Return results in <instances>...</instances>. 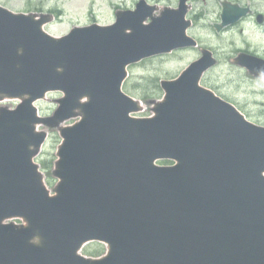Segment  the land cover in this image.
Returning <instances> with one entry per match:
<instances>
[{"label":"water","instance_id":"obj_1","mask_svg":"<svg viewBox=\"0 0 264 264\" xmlns=\"http://www.w3.org/2000/svg\"><path fill=\"white\" fill-rule=\"evenodd\" d=\"M187 1L157 15L140 0L63 37L45 31L52 15L0 5V101L22 100L0 108V264H264V126L201 85L212 53L161 81L151 117L122 89L130 65L197 45ZM248 11L224 2L217 30ZM236 63L264 79L263 60ZM51 92L64 96L41 117ZM38 125L63 139L55 195L34 162ZM89 242L107 253L82 255Z\"/></svg>","mask_w":264,"mask_h":264},{"label":"rangeland","instance_id":"obj_2","mask_svg":"<svg viewBox=\"0 0 264 264\" xmlns=\"http://www.w3.org/2000/svg\"><path fill=\"white\" fill-rule=\"evenodd\" d=\"M138 1L0 0V5L15 13L55 15V20L46 25L45 29L55 37H62L74 27H85L94 23L110 25L115 22L117 11L132 10ZM146 1L158 7L157 15L167 7L176 8L179 2V0ZM222 1L189 0L188 2L190 6L189 19L194 20L195 17H198L197 24L189 31V34L198 38L202 45L213 46L221 55V62L205 74L202 85L236 105L251 122L264 126V81L255 78L249 71L233 63L237 56L236 51L242 48H229L233 42L238 45L243 44L241 47H246L245 41L247 40L255 47L259 44L258 29L248 27L244 36L239 33L236 35H217L214 25L220 21ZM249 1H253V5L256 7L258 6L257 3H261L264 11V1L244 0L245 3ZM56 13L61 15L58 16ZM261 40H264V35ZM198 55L199 49H196L190 52L153 57L130 66L128 69L129 77L124 90L134 99L140 101L143 107V111L134 116L140 118L152 116L154 104L161 100L164 95V91L160 87L161 80L177 77ZM157 85L160 87L159 91H157ZM62 96V93L53 92L48 94L45 100L36 103L39 114L42 117L52 116L58 107L57 102ZM18 103L16 100H5L0 103V108H15ZM76 121V119L69 120L63 126L72 125ZM39 130L48 133V140L35 161L40 166L47 188L54 195L58 180L53 175V169L62 139L57 129L40 126ZM16 223L20 224L21 222L16 221ZM106 251L107 247L104 244L91 242L84 246L81 254L91 258H99L105 255Z\"/></svg>","mask_w":264,"mask_h":264},{"label":"flooded vegetation","instance_id":"obj_3","mask_svg":"<svg viewBox=\"0 0 264 264\" xmlns=\"http://www.w3.org/2000/svg\"><path fill=\"white\" fill-rule=\"evenodd\" d=\"M224 1H226L232 5H238L241 8H245V9L248 8L249 11L245 16L240 17V19H238V21H236L235 23H232V24L225 26L221 31L216 30L217 35H221V36H224L227 34H235L236 35L237 33H239L242 36H244L248 27L249 28L256 27L258 29V34H259V44L258 45H256L254 47L253 44H251L247 40V41H245L246 47H241V45H243V44L238 45L236 42H233V44H231L229 48H242V49H239L236 51L237 56L240 54H248V55H253V56H256V57L264 60V40H261V37L264 35V11H263V8L261 6V3L256 2L258 4V6L256 7L253 5V1H249L248 3H245L244 0H223L221 2V12H222V3ZM257 1L263 2L264 0H257ZM197 18L195 17L194 20L192 19V22H193L192 29L195 27V25L198 22ZM214 28H215V25H214ZM193 37L197 41L198 47L180 50L177 53L190 52V51H194L196 49H199V55L197 57V59H198L201 56L202 49H207V50H210L212 52L213 56L217 60V65H218V63L221 62V55H220L219 51H217L211 45H206V44L202 45V43L198 40V38H196L195 36H193ZM223 48H226V47H223ZM250 48H257V49L252 50Z\"/></svg>","mask_w":264,"mask_h":264},{"label":"trees","instance_id":"obj_4","mask_svg":"<svg viewBox=\"0 0 264 264\" xmlns=\"http://www.w3.org/2000/svg\"><path fill=\"white\" fill-rule=\"evenodd\" d=\"M58 14H60V13H58ZM156 88H157V91L160 90L159 85H157ZM157 95H158V94H157ZM155 96H156V95H155ZM169 163H171V162H169V161H164V162H162V164H169ZM44 164H47V163H44ZM96 253H97V252H96Z\"/></svg>","mask_w":264,"mask_h":264}]
</instances>
